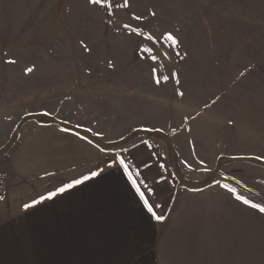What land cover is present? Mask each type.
Here are the masks:
<instances>
[{"label": "rangeland", "instance_id": "obj_1", "mask_svg": "<svg viewBox=\"0 0 264 264\" xmlns=\"http://www.w3.org/2000/svg\"><path fill=\"white\" fill-rule=\"evenodd\" d=\"M128 4L127 8H113L109 17L89 0H0V111L7 104L2 101L7 93L15 94L19 98L18 110H32L21 116L20 121L25 115H29L25 121L37 117L42 123L55 124L88 139L69 125L90 132L88 129L96 128L94 125L100 118L105 124L109 116L116 114L112 91L116 95L126 91L134 95L135 87L141 92L148 91L153 106L164 107V115L169 117L185 113L179 111L185 107L188 109L185 114L191 118L188 125L204 115L207 104L212 103L217 111L211 114L217 116L215 125L228 131L227 135L223 133L216 138L220 147L217 161L206 177L201 173L197 178H189L180 163L179 166L185 177L192 180L208 179L213 173L215 183L196 189L182 186L172 172L169 143L147 134V141L155 145L153 161L161 176L159 184L155 180L154 186L144 178L138 180L144 192V198L140 197L146 213L138 221L146 226L138 234L136 247L132 246L136 256L124 255L127 243L108 251L112 243L103 246L92 241L83 243L88 250L86 261L89 264H258L260 259L264 264V258L258 257V241L246 235H243L246 241L241 239L245 233L264 235V214L244 203L239 206L238 195L234 193V198L230 197L223 187L227 182L242 188L264 186V167L243 160L217 167L220 157L227 155H255L264 159V0H128ZM133 15L141 19L135 20ZM124 24L141 29L145 35L129 33ZM167 33L179 41L178 46L164 38ZM149 35L154 39L149 40ZM121 46L133 54L132 75L127 74L123 65L105 66L104 59L119 57L113 51ZM145 48L152 52H144ZM151 55H156L158 60H151ZM153 68L156 74L169 78L157 84L153 74V86L145 91ZM134 74L137 85L131 84ZM98 82L108 89L101 92L92 89L91 85ZM70 85L74 86V92L67 96L66 87ZM78 85H84L89 93L78 91ZM18 134L14 137V132L12 146ZM133 137L113 142L107 148L92 142L108 152ZM12 138L6 142L5 128L0 126V150ZM96 138L111 144L106 138ZM75 145L82 149L81 143ZM173 146L176 147L174 143ZM87 152L93 156V151ZM5 154L0 156L2 163ZM181 155L184 157L185 151ZM27 161L34 162L35 157ZM32 165L28 163L26 169ZM100 168L96 166L93 172ZM72 182L65 181L59 188ZM145 198L156 216L163 219H156L149 211Z\"/></svg>", "mask_w": 264, "mask_h": 264}, {"label": "crops", "instance_id": "obj_2", "mask_svg": "<svg viewBox=\"0 0 264 264\" xmlns=\"http://www.w3.org/2000/svg\"><path fill=\"white\" fill-rule=\"evenodd\" d=\"M121 49L113 51V55L119 57L104 59V63L107 60L105 66L116 68L123 65L128 70L127 74L132 75L130 62L133 54L124 51L125 48ZM136 70L134 72L140 74ZM150 72L151 78L144 86L145 91L151 89L154 83L153 71ZM150 72L146 75L149 76ZM136 74L134 80H131L132 85L138 83ZM141 74L144 71L141 70ZM91 86L98 92L108 89L107 85H99V82ZM78 87V91L89 93L84 85ZM66 88L69 90L67 96L73 95L74 86ZM133 91L136 94L126 91L116 95L112 91V106L116 108V114L109 116L105 124H102L100 118L98 124L94 125L96 128L92 126L88 130L98 138L108 139L110 143L122 141L137 129L162 130L171 137L177 148L183 173L189 178H197L201 173L206 177L219 156L220 147L216 138L228 133L227 128L215 125L217 116L211 114L217 113L214 110L216 106L207 104L208 114L202 113L201 117L195 118L188 125L187 121L191 118L185 114L188 113L185 107L179 108V111L185 113L178 112V115L169 117L164 115V107L153 106V97L148 95V91L141 92L138 87ZM18 99L15 94L7 93L2 100L7 103L5 109L0 111V126L5 128L6 142L12 138L21 116L32 112L18 110ZM156 113L161 116L157 117ZM146 135L138 134L129 142L107 152L92 141L55 124L42 123L37 117L25 121L14 145L1 157L3 163L0 162L9 174L8 199L0 201V264H89L86 261L88 250L83 243L92 241L103 246L112 243L106 249L108 251H114L121 244L127 243L124 255L131 257L132 246L136 247L138 234L146 226L138 221L146 216L140 197L143 190L138 180L144 178L154 186L155 180L159 184L158 178L161 176L153 161L155 145L147 141ZM185 141L186 145L183 143ZM75 142L78 145L81 143L84 149L78 147L81 149L78 150ZM89 150L93 151V156L88 155ZM183 151L184 157L181 155ZM34 157V162L27 161ZM117 158H123L128 165L132 162L129 171L137 181L136 185L122 167L117 168L113 164ZM28 163H33L31 169H26ZM96 166L101 167L99 175L92 176ZM160 171L163 173V169ZM75 180H81L82 183L57 193L52 199L33 203L40 201L42 196L47 197L49 193L56 192L63 182ZM243 188L264 197L263 184H257L256 188ZM18 194L23 196L18 198ZM229 196L234 198L235 195L230 192ZM238 203L239 206L243 204L241 200ZM243 235L258 241V257L264 258V235L258 232L245 233L241 235L242 241H246ZM260 261L258 264H262Z\"/></svg>", "mask_w": 264, "mask_h": 264}, {"label": "trees", "instance_id": "obj_3", "mask_svg": "<svg viewBox=\"0 0 264 264\" xmlns=\"http://www.w3.org/2000/svg\"><path fill=\"white\" fill-rule=\"evenodd\" d=\"M27 116V117H26ZM26 118H29V115H25L21 121L19 122L16 131H15V135L19 132L22 124L25 122ZM48 120H51L53 122H57L61 125H69L68 123L61 121L59 119H55L53 117H47ZM72 129L78 131L79 133L85 135L89 140L97 143L99 146L107 148V147H112V143H105V142H101L99 141L94 135H92L90 132L85 131L84 129H81L79 127L73 126V125H69ZM137 134H152L155 136H158L160 139L165 140L166 142L169 143L170 148H171V155L169 157L171 164H172V170L173 173L176 175V177L178 178L179 183L182 186H185L187 188L190 189H196V188H202V187H206V186H210L212 184L215 183V179H214V174L212 173L211 175H209L208 179H199V180H192V179H188L184 176V174L182 173V169L179 166V162H178V152L175 149V147L173 146L172 140L169 138L168 135H166L164 132L160 131V130H155V129H137L135 131H133L132 133H130L127 137H125V139H123V142L126 141L129 138H132L133 136L137 135ZM13 137V138H14ZM13 138L12 140L0 150V156L7 153L8 150L10 149V147L13 144ZM110 145V146H109ZM238 160H243V161H247V162H252L255 164H259L261 166L264 167V159L261 157H257L255 155H227V156H223L220 157V159L218 160L217 163V167L220 166L223 163H227V162H231V161H238ZM227 185H229V187L231 188H235L236 189V195L238 196H242L246 199H248L249 201H251L252 203H256V204H261L264 205V200L257 197L256 195L249 193L247 191H245L243 188L239 187L238 185L234 184V183H226Z\"/></svg>", "mask_w": 264, "mask_h": 264}, {"label": "snow or ice", "instance_id": "obj_4", "mask_svg": "<svg viewBox=\"0 0 264 264\" xmlns=\"http://www.w3.org/2000/svg\"><path fill=\"white\" fill-rule=\"evenodd\" d=\"M89 3L91 5H93V6H97L99 8H102L109 17H111L113 15V8L119 9V8H127V7H129L128 0H123V3H121L120 0H89ZM152 15H155V13H152ZM133 19L140 20L141 17L133 15ZM123 27L125 29H128L129 33H136L137 35H140V36L145 35L141 29L132 27L129 24H124ZM164 38L166 40L170 41L172 45H176V46L179 45V41L171 33L165 34ZM148 39L149 40H153L154 38L149 35ZM143 51L146 52V53H151L152 49L145 48V49H143ZM177 55H179V53H177ZM150 59L153 60V61H157L158 57L156 55H151ZM10 62L14 63L15 61H10ZM28 71H31V69H28ZM153 74H154L155 82L157 84L161 83V80L166 82L168 80V78H169L168 76H162L161 77L160 75L156 74V69L155 68H153ZM177 82H178V80H177ZM113 164L116 165L117 168L122 167L124 169V171L128 174L129 179L132 180V183L134 185L137 184V181L135 179H133L132 173L129 171V165L125 162V160L123 158L114 159L113 160ZM96 175H99V173L98 172H93L92 173V176H96ZM85 179H88V177H85ZM80 183H82L81 180H75L72 183L67 184L64 187L58 188L56 192L49 193V195L47 197H43L42 196L40 201H34L33 203L34 204H38L42 200L52 199L55 195H57V193L65 192L67 189L72 188L75 185L80 184ZM223 187L225 189H227L229 192H232V193L236 192L235 188H231L227 184H224ZM137 191L140 192V187L139 186H137ZM140 195H141L142 198H144V193L143 192H140ZM237 199L238 200H242V202L244 204L249 205L252 208L258 209L259 212H261V213H264V205L252 203L251 201H249L248 199H246V198H244L242 196H237ZM144 203H145V205H148L149 211L153 212L152 206L148 204V200L146 198L144 199ZM25 207H31V205H25ZM153 215L156 216L155 212H153ZM156 219L160 220V219H163V217L162 216H156Z\"/></svg>", "mask_w": 264, "mask_h": 264}, {"label": "built area", "instance_id": "obj_5", "mask_svg": "<svg viewBox=\"0 0 264 264\" xmlns=\"http://www.w3.org/2000/svg\"><path fill=\"white\" fill-rule=\"evenodd\" d=\"M9 186V174L5 168L0 165V200L5 199Z\"/></svg>", "mask_w": 264, "mask_h": 264}, {"label": "water", "instance_id": "obj_6", "mask_svg": "<svg viewBox=\"0 0 264 264\" xmlns=\"http://www.w3.org/2000/svg\"><path fill=\"white\" fill-rule=\"evenodd\" d=\"M215 172H217V170H215Z\"/></svg>", "mask_w": 264, "mask_h": 264}]
</instances>
